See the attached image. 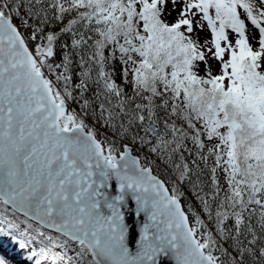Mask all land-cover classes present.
<instances>
[{
	"label": "snow or ice",
	"instance_id": "obj_1",
	"mask_svg": "<svg viewBox=\"0 0 264 264\" xmlns=\"http://www.w3.org/2000/svg\"><path fill=\"white\" fill-rule=\"evenodd\" d=\"M0 264H264V0H0Z\"/></svg>",
	"mask_w": 264,
	"mask_h": 264
}]
</instances>
